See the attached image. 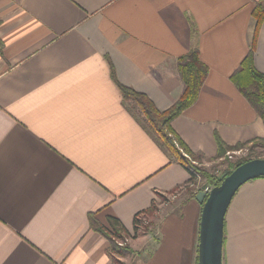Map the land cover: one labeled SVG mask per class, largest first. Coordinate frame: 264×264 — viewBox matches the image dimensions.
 Returning <instances> with one entry per match:
<instances>
[{
    "label": "crops",
    "instance_id": "crops-1",
    "mask_svg": "<svg viewBox=\"0 0 264 264\" xmlns=\"http://www.w3.org/2000/svg\"><path fill=\"white\" fill-rule=\"evenodd\" d=\"M260 3L0 0V264H113L93 222L115 217L132 234V218L158 194L185 203L160 221L155 253L132 264H196L202 207L186 189L188 171L116 82L166 111L184 90L178 59L197 46L208 76L172 128L209 171L222 161L215 134L230 147L264 138L231 81ZM254 61L264 74V21ZM225 229L223 264H264V178L240 188Z\"/></svg>",
    "mask_w": 264,
    "mask_h": 264
},
{
    "label": "trees",
    "instance_id": "trees-1",
    "mask_svg": "<svg viewBox=\"0 0 264 264\" xmlns=\"http://www.w3.org/2000/svg\"><path fill=\"white\" fill-rule=\"evenodd\" d=\"M253 17L255 20V27L252 47L245 60L242 62L240 68L232 75L231 81L264 122V74L257 70L254 61L255 42L264 21V4L260 3L256 6L253 11ZM1 50L2 46L0 45V52ZM177 63V69L183 82L184 90L178 102L166 111H159L147 95L117 82L116 84L122 93L125 103L127 105H133L138 111V115L140 119H142V123L146 131L154 137L155 141L166 151L168 155H171V157L174 158L173 161L182 165L191 175L186 189L191 193V197L194 198L199 192L196 188L197 175L205 180L204 188L206 186L215 187L220 185L223 179L229 176L237 167L253 158H244L239 160L235 164L231 165L230 169L225 172L222 177H217V175H214L197 165L199 164L197 162L198 158L176 135L172 128V123L187 109L196 104L202 92L209 70L208 67L201 62L197 46L192 48L185 56L179 58ZM112 76L115 80L113 70ZM215 138L218 148L217 159L222 161L229 157L227 155L228 153L244 150L248 147H251L252 151H254L253 149L259 147L264 149V138H257L252 142L238 144L234 147H230L225 144V142L217 134H215ZM158 197L160 198L159 201H167L168 199L167 196H163L161 194H158ZM184 203L180 206V209ZM157 204L158 203L154 201L149 209L140 212L135 216L133 235L126 229L122 222L115 217H108V226L95 224L93 222V230L109 241V254L113 260V264L119 262V257H126L135 253L126 243L128 240L140 237L141 226L144 228L145 232L148 231V228L145 226L146 223H144V219L147 216L153 215L157 211ZM225 239L226 229L224 231V245ZM120 241L124 242V244ZM139 255L137 256L139 257ZM150 255L152 256V253ZM196 264H198V248Z\"/></svg>",
    "mask_w": 264,
    "mask_h": 264
},
{
    "label": "water",
    "instance_id": "water-1",
    "mask_svg": "<svg viewBox=\"0 0 264 264\" xmlns=\"http://www.w3.org/2000/svg\"><path fill=\"white\" fill-rule=\"evenodd\" d=\"M264 178V159L250 160L237 167L207 194L197 193L201 205L198 264H223L225 219L237 192L246 183Z\"/></svg>",
    "mask_w": 264,
    "mask_h": 264
},
{
    "label": "rangeland",
    "instance_id": "rangeland-1",
    "mask_svg": "<svg viewBox=\"0 0 264 264\" xmlns=\"http://www.w3.org/2000/svg\"><path fill=\"white\" fill-rule=\"evenodd\" d=\"M136 112L138 113V111L136 110ZM248 147L242 151H240V153L238 154H234L232 155V158L228 157L227 159H225L224 161H218L217 163L213 164L211 166L209 170V172L213 173L214 175H217V177H222L225 172H227L230 169V166L235 164L236 162H238L241 159L244 158H253L251 160L254 159H264V149L263 148H255L253 149L254 151H252V148ZM199 166V164H197ZM189 179L191 178V175L188 173ZM205 186V180L203 178H201V181H199V184L196 186L200 189H203ZM174 196H170L168 197L167 201H159V203L157 204V211L150 216L145 217L144 219V223L145 226L148 228V231L145 232L144 228L141 226V233H140V238L138 240L132 239L129 242H127L126 244L129 245V247H131L133 249V251L135 252L133 255H128V256H124V257H117L119 259V262H117L116 264H132L134 259L138 258L137 255H139V257L141 259H148L149 257H151V253L152 255L155 253L156 251V247L160 244V241L162 239L161 231H160V221H162L163 217L166 215V213H168L169 211H171L173 208L176 211L177 209L185 202L183 201V199L181 200V196L176 198L175 200L173 199ZM135 218V217H134ZM131 224H132V234H134V220L132 218L131 220ZM157 234L158 239H157ZM199 237V235H198ZM121 242V241H120ZM124 244V242H121Z\"/></svg>",
    "mask_w": 264,
    "mask_h": 264
},
{
    "label": "built area",
    "instance_id": "built-area-1",
    "mask_svg": "<svg viewBox=\"0 0 264 264\" xmlns=\"http://www.w3.org/2000/svg\"><path fill=\"white\" fill-rule=\"evenodd\" d=\"M240 152H236V153H228L227 155L232 158V155L234 154H238ZM202 177H200L199 175H197V179L200 180ZM213 189V187L211 186H206L202 191L206 192L207 194H209L211 192V190Z\"/></svg>",
    "mask_w": 264,
    "mask_h": 264
}]
</instances>
